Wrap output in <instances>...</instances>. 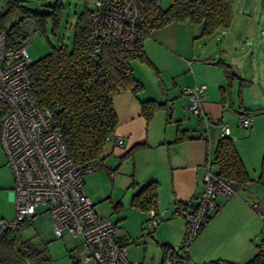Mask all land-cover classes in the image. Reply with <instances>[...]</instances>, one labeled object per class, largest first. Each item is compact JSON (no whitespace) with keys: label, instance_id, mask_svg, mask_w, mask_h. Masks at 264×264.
<instances>
[{"label":"crops","instance_id":"crops-1","mask_svg":"<svg viewBox=\"0 0 264 264\" xmlns=\"http://www.w3.org/2000/svg\"><path fill=\"white\" fill-rule=\"evenodd\" d=\"M240 14L243 17L244 11ZM255 29L244 25L239 31L230 25L211 36H201V25L188 22H171L153 29L143 40V56L153 66L140 57L131 60L132 72L142 82L143 90L136 96L126 90L112 97L118 120L113 135L119 136L122 143H106L100 176L109 178L113 186L121 188H131L133 179L139 186L152 180L158 182L157 208L164 210L163 217L167 219L154 230L163 249L158 264L166 254L165 249L179 248L184 233L183 216L179 213V217L169 218L174 216L172 207L178 203L188 204L202 189L204 163L213 154L219 138L215 126L209 129L208 135L203 131L199 117L191 112L188 99L181 92L182 86L205 85L202 111L227 124L226 135L233 138L247 172L251 162L255 165L256 160L259 173L264 155V66L255 62V54L264 51L259 50L258 45L251 44L247 49L240 46V38H254ZM220 61L230 65L242 82V106L236 96L239 81L232 86L233 106L228 108L220 103L219 86L224 84ZM146 100L163 104L148 121L142 115L140 105ZM229 111L238 117L245 111H253L255 116L246 130L239 131L228 123ZM178 123L189 138L176 141ZM137 144L145 146L135 150L132 156L124 157ZM111 170L115 171L113 177ZM255 183L240 186V192L238 190L209 214L188 246L186 255L189 259L195 262L221 259L219 264L243 261L242 253L238 252L242 247L241 240L248 242L264 230V218L252 207V203L257 202L264 209V194ZM135 191L131 188L129 205ZM134 210L139 215L144 214L139 209ZM141 220L140 217L142 223Z\"/></svg>","mask_w":264,"mask_h":264},{"label":"built area","instance_id":"built-area-1","mask_svg":"<svg viewBox=\"0 0 264 264\" xmlns=\"http://www.w3.org/2000/svg\"><path fill=\"white\" fill-rule=\"evenodd\" d=\"M90 11L89 47L93 58L100 47L109 42L140 45V7L136 0H93ZM138 53L140 51L135 49L134 54ZM30 62L24 38L11 37L6 28L0 26V100L6 106L0 120V143L13 175L14 202L13 218H0V236L12 235V251L18 264H37L29 256V246L15 239L18 229L31 223L38 212L37 207L41 206V211L50 215L57 238L63 234L79 238L86 252L78 257V261L93 259L96 264H144L142 260L127 258L124 238L116 223L97 215L83 190V176L101 168L105 150L84 165L73 161L51 112L39 104L32 91L28 72ZM188 65L190 67L189 61ZM204 89V84H196L182 86L181 92L187 97L191 112L199 117L203 131L208 135L209 129L215 126L219 137L224 136L227 124L202 111ZM254 116L253 111L241 113L238 126L249 127ZM108 141L122 143V139L113 134ZM213 156L214 152L206 158L203 187L194 200L186 204L185 209L172 207V215L180 213L183 216L184 233L179 248L167 252L161 264H213L210 261L195 262L186 255L208 214L238 190L236 183L216 173ZM110 175L113 177L115 171L111 170ZM252 207L264 218L257 202L252 203ZM144 214L142 229L151 235L164 210L150 208ZM257 247L260 258L264 259V239Z\"/></svg>","mask_w":264,"mask_h":264},{"label":"trees","instance_id":"trees-1","mask_svg":"<svg viewBox=\"0 0 264 264\" xmlns=\"http://www.w3.org/2000/svg\"><path fill=\"white\" fill-rule=\"evenodd\" d=\"M136 1L140 7V45L109 42L103 44L93 58L89 47L91 11L90 7L84 4L75 18L70 45L63 41L57 44L50 42L48 52L28 65L32 91L39 104L51 112L55 127L76 164L84 165L100 156L108 137L114 133L118 120L112 105V97L126 90L136 96L143 90L142 82L132 72L131 60L140 57L153 66L143 56V40L153 29L171 22H188L201 25V36H211L218 30L228 28L233 19L234 0H168L169 4L165 8L161 6L160 0ZM4 2L5 10L0 12L2 27L4 20L14 13L19 14V20L30 19L38 33L45 32L48 22L52 31L57 30L60 25L62 6L58 2L50 5V10L46 12L27 8L19 0ZM260 5L264 7V0H260ZM17 24L15 21L7 29L9 36L25 38L16 30ZM135 49L140 53L134 54ZM218 64L224 74V84L219 86L220 103L228 108L233 106L232 86L235 81H239L236 96L241 105L242 82L239 76L230 65L222 61ZM140 105L142 115L147 121L163 106L155 100L141 101ZM5 112L6 106L0 100V120ZM186 138H189L187 131L178 123L176 141ZM143 146L145 144L133 146L124 157L132 156L135 150ZM212 164L220 177L236 183L238 188L252 180L231 136L224 135L218 138ZM256 181L264 186V155L261 157ZM129 186L136 189L130 199L131 207L144 213L150 208L158 210L157 181L152 180L139 186L133 179ZM117 206H121L120 202L114 207ZM177 207L185 209L186 204L178 203ZM209 216L208 214L206 221ZM12 243L11 234L5 233L0 236V264H18L19 260L12 251ZM27 245L31 250L29 256L35 259L37 264H51V258L46 252ZM169 251L176 250L165 249V253ZM210 262L219 264L220 260ZM243 264H264V259L260 258L257 251Z\"/></svg>","mask_w":264,"mask_h":264},{"label":"rangeland","instance_id":"rangeland-1","mask_svg":"<svg viewBox=\"0 0 264 264\" xmlns=\"http://www.w3.org/2000/svg\"><path fill=\"white\" fill-rule=\"evenodd\" d=\"M20 3L32 10L38 12H46L50 10V5L58 2L62 6V17L57 30L52 31L51 24L48 22L45 26L44 33H38L30 19H20L19 14L14 13L12 16L4 20V28L17 21L16 30L22 34L24 43L26 44V52L31 61L38 59L46 54L49 50L50 42L53 44L64 43L70 45L73 31V24L77 14L82 10L84 4L88 7L92 5L93 0H19ZM163 8L169 4L168 0H160ZM5 10L4 0H0V12ZM233 19L231 27H237L240 31L245 25L246 27L254 26V38L246 36L240 38L242 41L240 46L249 48L252 45H258L259 50L264 51V7H261L260 0H234ZM244 11L243 17L240 12ZM247 42V45L245 44ZM249 42V43H248ZM136 59V57H134ZM264 66V53L256 52L255 62ZM231 118L228 123L233 128L242 131L244 127L238 126V115L229 111ZM190 118H193V114ZM193 120V119H192ZM251 162L249 168V176L256 182V186L264 194V186L260 185L256 178L257 162ZM253 168L255 170H253ZM103 167L92 173L83 176V190L93 203L97 215L108 217L116 223L120 235L124 238L126 246V255L130 261L142 260L144 264H158L163 256L162 242L156 238L154 231L151 235L146 234L142 229L145 215L140 214L129 205V197L131 188L125 186H113L111 180L103 178L100 173ZM249 182V183H250ZM13 175L9 165L6 163V155L0 143V218L10 220L13 218L14 202H13ZM240 192V188L238 189ZM237 190V192H238ZM118 202L121 206L114 207ZM260 210L262 208H259ZM38 212L33 216L32 222L21 228L16 236L17 242H25L31 248L38 249L49 254L51 264H96L93 259L87 261H78V257L85 253L86 250L81 244L78 237H72L69 234H63L61 238H57L54 234L53 224L50 215L46 211H42V207H37ZM264 213V209L261 210ZM171 215V214H170ZM179 217L178 214L170 217ZM142 218V223L139 221ZM163 220V221H160ZM158 224H162L167 219L161 217ZM184 220V219H183ZM241 236V235H240ZM177 241V236H174ZM264 239V230L258 236L249 239L248 242L241 240V246L238 252L242 253L243 261L246 262L257 253L258 243ZM250 248L249 251L246 250ZM221 260V259H215ZM232 261V260H231ZM234 262L243 264L244 262Z\"/></svg>","mask_w":264,"mask_h":264}]
</instances>
